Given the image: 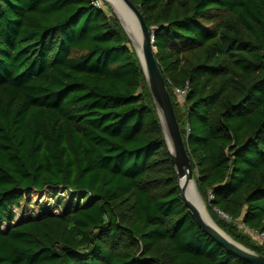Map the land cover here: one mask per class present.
Returning a JSON list of instances; mask_svg holds the SVG:
<instances>
[{
    "label": "trees",
    "instance_id": "trees-1",
    "mask_svg": "<svg viewBox=\"0 0 264 264\" xmlns=\"http://www.w3.org/2000/svg\"><path fill=\"white\" fill-rule=\"evenodd\" d=\"M129 1L210 219L264 256V0ZM95 2L0 0V264H248L183 205L136 53ZM67 191L88 199L24 216Z\"/></svg>",
    "mask_w": 264,
    "mask_h": 264
},
{
    "label": "water",
    "instance_id": "water-1",
    "mask_svg": "<svg viewBox=\"0 0 264 264\" xmlns=\"http://www.w3.org/2000/svg\"><path fill=\"white\" fill-rule=\"evenodd\" d=\"M123 5L132 13L140 32L141 41L139 51L135 50L141 65L148 91L160 120L166 146L170 155L172 166L177 175V186L183 205L189 211L197 227L228 254L248 264H264V256L257 255L233 241L224 234L212 221H205L200 210L187 198L186 187L194 183L190 160L184 145L183 137L176 120L166 84L161 69L154 57L153 33H150L139 10L129 0H121ZM111 12L115 15L127 38L131 42L121 20L111 4L105 1ZM181 182L184 186H181ZM203 203V202H202Z\"/></svg>",
    "mask_w": 264,
    "mask_h": 264
},
{
    "label": "bare ground",
    "instance_id": "bare-ground-1",
    "mask_svg": "<svg viewBox=\"0 0 264 264\" xmlns=\"http://www.w3.org/2000/svg\"><path fill=\"white\" fill-rule=\"evenodd\" d=\"M105 1L110 3L113 10L116 13H118V16L121 20V24L125 28L134 49L139 51L141 36L132 13L123 5L121 0H105ZM181 186H184L182 182H181ZM186 193L189 201L193 203L195 206H197V208L200 210L205 221L212 224L213 220L211 221L210 216L208 215L209 213L206 211L207 209H205L206 206H204L203 204L204 202L202 203L203 199L201 196H199L196 190V184L193 183L189 184L186 187Z\"/></svg>",
    "mask_w": 264,
    "mask_h": 264
},
{
    "label": "rangeland",
    "instance_id": "rangeland-1",
    "mask_svg": "<svg viewBox=\"0 0 264 264\" xmlns=\"http://www.w3.org/2000/svg\"><path fill=\"white\" fill-rule=\"evenodd\" d=\"M97 5H99L101 8L104 9V5H107L108 9L109 6L105 2V0H96L95 2ZM110 10V9H109ZM111 11V10H110ZM130 45L132 49L134 50V47L132 43L130 42ZM135 51V50H134ZM177 102L181 105L182 101L177 99ZM81 196V195H80ZM84 200H79V196L73 194L70 191L67 192H57L53 193L50 198H42L38 201H36L30 208V210L24 214L25 217H28L31 213V215L34 217L37 215V213H41L42 211H47L53 214H61L66 210V208L74 206V203L80 202L82 205H84L85 201H87L88 198L86 196H83ZM70 201H73V204H69ZM22 217V215H18L17 218ZM5 229V227H4ZM256 240L258 238H255Z\"/></svg>",
    "mask_w": 264,
    "mask_h": 264
},
{
    "label": "built area",
    "instance_id": "built-area-1",
    "mask_svg": "<svg viewBox=\"0 0 264 264\" xmlns=\"http://www.w3.org/2000/svg\"><path fill=\"white\" fill-rule=\"evenodd\" d=\"M96 6L100 7L99 5L95 4ZM186 92H187V88L183 89V90H179V89H175L174 90V94L177 97L178 100L182 101L184 100L185 96H186ZM254 239L258 238L257 240L259 241H264V238L262 236H259L257 233L255 232H249Z\"/></svg>",
    "mask_w": 264,
    "mask_h": 264
}]
</instances>
